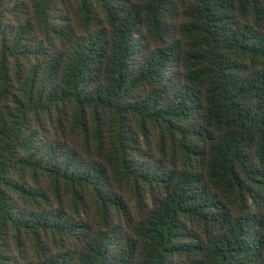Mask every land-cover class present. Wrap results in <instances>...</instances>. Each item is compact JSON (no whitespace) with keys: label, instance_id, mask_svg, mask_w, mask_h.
<instances>
[{"label":"trees","instance_id":"obj_1","mask_svg":"<svg viewBox=\"0 0 264 264\" xmlns=\"http://www.w3.org/2000/svg\"><path fill=\"white\" fill-rule=\"evenodd\" d=\"M0 264H264V0H0Z\"/></svg>","mask_w":264,"mask_h":264}]
</instances>
